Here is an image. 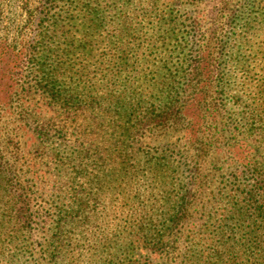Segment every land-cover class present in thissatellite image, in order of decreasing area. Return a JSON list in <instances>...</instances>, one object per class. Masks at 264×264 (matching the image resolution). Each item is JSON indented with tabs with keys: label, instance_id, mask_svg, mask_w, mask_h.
I'll return each mask as SVG.
<instances>
[{
	"label": "rangeland",
	"instance_id": "374dc122",
	"mask_svg": "<svg viewBox=\"0 0 264 264\" xmlns=\"http://www.w3.org/2000/svg\"><path fill=\"white\" fill-rule=\"evenodd\" d=\"M193 1L197 0H0V157L4 160L0 161V264H67L72 259L69 251L73 246L64 241H46L47 236H41V219L30 224L35 233L28 235L23 229L28 224L19 217L20 204L11 209L16 198L11 201L9 195L20 192L15 182L27 177L28 157L32 155L42 164L55 154L56 139L50 137L44 142L40 126L47 123L41 118L69 110L63 101L67 100L70 110H82L76 124L92 128L93 121H81L84 112L88 108L108 110L107 123L117 119L128 129V133L118 129L116 137L103 139L105 149L101 153L111 168L118 165V169V155L126 151L116 147L115 142L138 141L137 116L148 113L151 106L160 109L165 100L174 101L181 93V79L194 50L187 27ZM246 6L248 23L240 41L222 48L216 72L204 65L199 73V90L209 96L219 95L225 102L220 115L230 116V120L224 126L220 119L216 123L213 140H221L216 153L197 160L198 172L204 177L201 187L194 188L196 202L189 215L208 234L218 228L220 243L245 234L248 238L259 237L263 242L259 264H264V211L255 209L258 203L264 204V0H246ZM110 94L122 97L127 104L110 106ZM53 95L63 97L55 104ZM231 139L238 142L237 146ZM154 145L162 148L157 142ZM160 147L149 158L138 157L139 169L131 168L136 177L127 206L114 199L100 201L95 210H87L90 222L97 225L86 235L87 247L94 249L83 255L90 264H127L128 259H137L141 251L125 254L127 246L120 250L115 243L124 240L125 244V236L136 231L135 225L139 228L135 221L139 208L145 210V227L149 218L164 213L169 202L186 194L194 161L182 158L172 163L170 153H160ZM229 147L231 154L225 152ZM99 153L92 147L90 155ZM72 155L71 151L67 153ZM163 157L176 174L155 177L150 166L162 162L159 159ZM96 172L94 169L81 174L83 183L88 186L94 182L90 174ZM247 184H257L253 191L258 201L250 204V210L242 194ZM238 185L239 200L234 202L233 220L228 221L225 211H220L218 192L223 190L227 196ZM33 193L35 206L48 212L49 193L35 189ZM153 204L163 207L150 208ZM49 212L53 221L49 219L46 227L51 235L56 231L57 217L52 210ZM169 218L165 215L153 220L164 223L160 229L164 230ZM234 222L238 223L232 226ZM74 237H69L71 245L77 244ZM42 242V250L47 251L43 256L36 247ZM141 243L151 250L156 245L152 239ZM178 250L181 254L183 244ZM150 264H179V260L166 261L155 255Z\"/></svg>",
	"mask_w": 264,
	"mask_h": 264
},
{
	"label": "trees",
	"instance_id": "16d2710c",
	"mask_svg": "<svg viewBox=\"0 0 264 264\" xmlns=\"http://www.w3.org/2000/svg\"><path fill=\"white\" fill-rule=\"evenodd\" d=\"M191 4V16L187 27L191 32L190 44L194 50L190 53L187 70L181 79L183 85L181 93L174 101L165 100L160 109L151 106L148 113L137 116L138 141L122 142V140H117L115 142L116 147H122L126 151L125 154L118 155V157L121 156L118 169H116L118 165L111 168L106 162L107 157L102 155L101 152L105 149L103 139L111 136L116 137L118 129L123 133L128 129L122 123H117V119L113 122L109 120L107 123L108 110L103 112L102 109L95 111L93 108H88L86 113L83 111L84 116L81 117V121L86 119H89V122L93 121L92 128L84 126L83 123L76 124L77 114H81L82 110L78 108L74 111L70 110L67 100L63 101L66 102L64 104L69 110H65L57 116L53 113L49 119H46L45 115L41 118L42 123H47L45 127L40 126L44 142L47 143L50 137L56 139L53 148L55 154L48 157L46 163L42 164L38 158L36 160L30 155L26 164L27 177L22 182L17 180L15 182V185H18L17 191L20 192L13 197L9 195V198L11 201L16 198L15 202L11 204V209L20 204L18 209H21L22 213L19 214V217L24 218L25 223L28 224L23 228L28 235L35 233L30 224H35L37 220L41 219V236H47L46 241L50 240L60 244L64 241L73 246L69 251L72 259L67 264H90V261H86L83 255L94 251V249L87 247L89 241H87L86 235L92 232V228L97 225L90 222L87 210H95L100 201L104 203L114 199H120L126 204L123 206H127L129 191H131L132 182L136 177L131 168L136 170L140 168L138 157L149 158L152 156V151H159L160 146L154 145V142L162 146L160 153L163 151L165 154L166 151L170 153L169 158L172 163H178L182 158L194 161L193 164L186 163V165L191 164L190 171L193 173L189 177L190 182L186 194L183 197L179 196V199L174 202H169L168 207L163 208L164 213L158 212L155 217L149 218L145 224L147 231L142 225L145 210L139 208L140 215L135 220L139 222V228H136L135 225L136 231L129 232L125 236V244L124 240L115 243L120 250L125 245L127 246L123 251L125 254L134 251L142 252L135 260L128 259L127 264H150L155 255L166 261L179 260V264H259V259L262 258L263 242L259 237L248 238L245 234L237 239L227 238L220 243L222 235L218 228L214 229L212 235L208 234L206 229H201V224L194 223L192 215H189L191 207L196 202L195 192L197 190L194 191V188L201 187L204 177L202 173L198 172L197 160L216 153L221 144V140H213V135L217 133L216 123L220 119L224 126L228 125L230 120V116L220 115L219 111L224 108L225 102L219 95L209 96L199 90L200 82H202L199 73L205 69L204 65L211 67L216 72L215 64L219 62L217 57L220 56L222 48H225L227 44L236 45L240 41L249 17L246 0H197ZM218 94L223 93L218 92ZM60 97L63 96L53 95L51 100L57 104L61 101ZM166 97L168 98V94ZM121 98L110 94L108 99L110 106H113L111 103L121 107L126 105L127 102ZM116 111L119 113V109ZM75 112L76 115H73ZM89 113L95 115L89 116ZM125 115L126 112L121 115L122 120L125 119ZM195 118L197 119L196 123L193 122ZM47 128L51 132H47ZM231 141L234 146H237L238 142L235 139H231ZM171 146H175V149ZM92 147L96 153L100 152L98 156L90 155ZM69 151L73 154L72 156H67ZM225 152L231 154V147L225 149ZM134 154L135 159L132 160ZM0 161H4L2 157H0ZM159 161L162 162L150 166L155 177L160 174H166L168 177L176 174L168 163L163 162L165 157ZM94 169H97V172L90 175L92 179L95 178V181L87 186L83 183L81 174L87 173L88 170L92 172ZM10 170L8 168V171ZM84 176H88V174H84ZM90 182L88 181V183ZM256 186L257 184H247L242 191L243 201L249 210L250 204L258 201L257 194L255 190L253 191L257 188ZM33 189L37 192L44 193L46 191L49 193L47 210H52L57 217L54 220L57 221L54 234L48 235L49 229L46 227L49 219L53 221L52 215L49 211L42 212V209L35 206ZM239 190L240 185L232 190V194L228 192V197L224 195L223 190L218 192V203L222 205L220 211H225L228 221L233 220L232 209L235 208L234 202L239 200L237 194ZM148 194L150 195L151 192H146V195ZM151 207L160 209L163 206L153 204ZM255 209L264 211V204L258 203ZM165 215L170 218L166 221V228L160 230L165 224L153 219L156 217L161 219ZM4 216L2 214V217ZM65 222H69V226ZM236 223L238 222L231 223V225L235 226ZM74 234L77 244L71 245L69 237ZM145 239H148L149 242L152 239L158 247L155 245L153 250L145 248V245L141 243ZM252 240L254 241L252 242ZM180 243L183 244L181 254L178 253ZM44 245L45 242H42L36 246L40 249L42 256L47 252L42 250ZM176 252L178 259L175 257ZM54 257L55 254L52 258Z\"/></svg>",
	"mask_w": 264,
	"mask_h": 264
}]
</instances>
